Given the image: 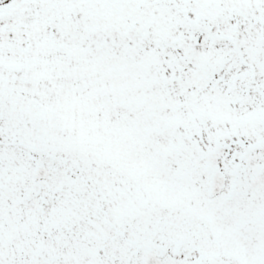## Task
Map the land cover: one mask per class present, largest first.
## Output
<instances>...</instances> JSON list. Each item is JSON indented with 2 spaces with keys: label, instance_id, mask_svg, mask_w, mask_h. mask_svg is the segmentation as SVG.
<instances>
[{
  "label": "snow or ice",
  "instance_id": "1",
  "mask_svg": "<svg viewBox=\"0 0 264 264\" xmlns=\"http://www.w3.org/2000/svg\"><path fill=\"white\" fill-rule=\"evenodd\" d=\"M0 264H264V0H0Z\"/></svg>",
  "mask_w": 264,
  "mask_h": 264
}]
</instances>
